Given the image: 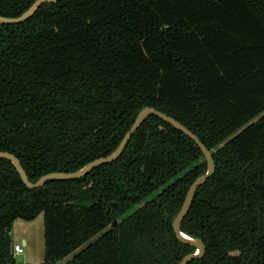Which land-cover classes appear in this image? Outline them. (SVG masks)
<instances>
[{
    "label": "trees",
    "instance_id": "trees-1",
    "mask_svg": "<svg viewBox=\"0 0 264 264\" xmlns=\"http://www.w3.org/2000/svg\"><path fill=\"white\" fill-rule=\"evenodd\" d=\"M35 1L0 0V16ZM145 107L214 160L181 222L205 245L188 264H264V0H58L0 24V152L30 182L108 156ZM206 170L198 146L155 116L75 180L28 189L0 159V264H27L10 231L39 214L42 264H178L195 249L172 221Z\"/></svg>",
    "mask_w": 264,
    "mask_h": 264
},
{
    "label": "water",
    "instance_id": "water-1",
    "mask_svg": "<svg viewBox=\"0 0 264 264\" xmlns=\"http://www.w3.org/2000/svg\"><path fill=\"white\" fill-rule=\"evenodd\" d=\"M58 0H36L22 15L15 18H7L0 16V24L2 25H15L20 24L28 20L35 11L43 4L56 3ZM150 116H155L161 121L169 124L174 129L180 131L187 137H189L200 149L204 155L207 170L204 174L196 178L193 183L189 186L187 193L185 195L184 201L179 212L176 214L175 218L172 221V229L176 239L185 245H188L195 249L194 253L185 255L178 264H188L192 260L200 259L205 252V245L200 239L192 238L180 230L181 222L189 211V208L192 204L196 190L203 184L205 181L210 178L215 171V164L211 152L202 144L196 135H194L190 130H188L184 125L175 120L174 118L159 112L151 107H145L139 111L134 122L132 123L129 130L124 134L122 140L116 149L106 157H101L87 163L84 167L77 171L64 173V172H52L43 175L35 183L29 181L24 169L22 168L20 161L11 153L0 152V159H6L11 162L14 166L16 172L18 173L22 183L28 189H38L45 185V183L53 180H63L70 181L81 178L87 175L91 170L97 168L101 165L115 161L124 151L128 141L130 140L133 133L141 126L144 120ZM0 184L3 185L2 180L0 179ZM116 224V220L113 221L112 226Z\"/></svg>",
    "mask_w": 264,
    "mask_h": 264
},
{
    "label": "rangeland",
    "instance_id": "rangeland-1",
    "mask_svg": "<svg viewBox=\"0 0 264 264\" xmlns=\"http://www.w3.org/2000/svg\"><path fill=\"white\" fill-rule=\"evenodd\" d=\"M158 191H154L148 199L155 197ZM143 204V203H142ZM126 213L124 217L129 214ZM11 236L15 243H19L23 248V253L14 255L18 263L27 264H42L44 253V226L43 216L39 214L32 220L16 219L11 227ZM22 236H26L28 244L26 246L22 243ZM64 261L55 264H63Z\"/></svg>",
    "mask_w": 264,
    "mask_h": 264
},
{
    "label": "built area",
    "instance_id": "built-area-1",
    "mask_svg": "<svg viewBox=\"0 0 264 264\" xmlns=\"http://www.w3.org/2000/svg\"><path fill=\"white\" fill-rule=\"evenodd\" d=\"M23 253V248L19 243H14L13 244V254L18 255Z\"/></svg>",
    "mask_w": 264,
    "mask_h": 264
},
{
    "label": "crops",
    "instance_id": "crops-1",
    "mask_svg": "<svg viewBox=\"0 0 264 264\" xmlns=\"http://www.w3.org/2000/svg\"><path fill=\"white\" fill-rule=\"evenodd\" d=\"M13 242H14V240H13ZM22 243H23L24 246H26L28 244V240H27L26 236H22Z\"/></svg>",
    "mask_w": 264,
    "mask_h": 264
}]
</instances>
